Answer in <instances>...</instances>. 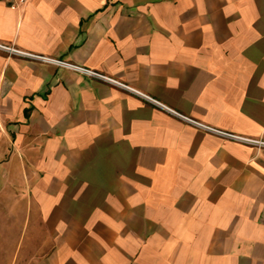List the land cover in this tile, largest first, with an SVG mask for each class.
Listing matches in <instances>:
<instances>
[{
	"label": "crops",
	"instance_id": "1",
	"mask_svg": "<svg viewBox=\"0 0 264 264\" xmlns=\"http://www.w3.org/2000/svg\"><path fill=\"white\" fill-rule=\"evenodd\" d=\"M0 264H264V0L0 1ZM147 96L157 103L146 99Z\"/></svg>",
	"mask_w": 264,
	"mask_h": 264
},
{
	"label": "built area",
	"instance_id": "2",
	"mask_svg": "<svg viewBox=\"0 0 264 264\" xmlns=\"http://www.w3.org/2000/svg\"><path fill=\"white\" fill-rule=\"evenodd\" d=\"M0 1L5 2L7 4V6L12 10H17V9L21 8L27 2V0H0ZM0 48L6 50L8 53L13 54V55L26 57V58H33V59L43 61V62H47V63L53 64L56 66L64 67V68H67L70 70H75V71H78V72H81L84 74H90V75L98 76V77H101L105 80H109V81L116 83L115 81L111 80L110 78H108L106 76L99 75V74H97V73H95V72H93L87 68L78 66V65L73 64V63L66 62L64 60H60L57 58H51V57H47V56L36 55V54H32V53H29L26 51L14 49L12 47H7V46H3V45H0ZM144 97L151 102L157 103V101H155V100H153L147 96H144ZM192 123L202 127L203 129L207 130L208 132H211V133L216 134L218 136L233 139V140L245 143V144H249L251 146H255L257 148H264V140H262V139H253V138L237 136V135L231 134L229 132H224V131L212 128L210 126L200 124V123L195 122V121H192Z\"/></svg>",
	"mask_w": 264,
	"mask_h": 264
}]
</instances>
